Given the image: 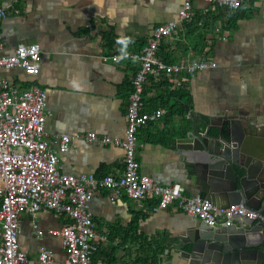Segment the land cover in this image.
Instances as JSON below:
<instances>
[{
    "label": "crops",
    "instance_id": "1",
    "mask_svg": "<svg viewBox=\"0 0 264 264\" xmlns=\"http://www.w3.org/2000/svg\"><path fill=\"white\" fill-rule=\"evenodd\" d=\"M183 1L0 0L9 11L0 22V56L14 53L21 44L36 42L42 49L37 72L3 69L0 76L18 88L36 85L47 91L50 114L46 128L53 147L64 134L75 137L70 150L60 155L62 173L97 178L123 175L124 148L90 142L84 135L95 131L101 138L125 137L129 96L140 63L105 62L103 56L121 52L123 45L117 43L121 38L131 40L126 52L139 51L136 46L143 47L158 25L178 18ZM192 1L191 19L163 39L158 56L167 63L205 59L217 66L192 74L149 75L143 111L163 108L161 95L171 91L188 90L191 99L188 104L171 102L183 103L184 114L171 117L163 108L162 118L139 129L137 160L140 171L157 184L180 183L187 195L207 198L213 188L230 183L228 176L220 177L209 160L191 154L185 147L190 144L181 139L193 130V115L200 116V130H208L212 136L220 132L217 125L225 133L235 117L255 116L264 121V0H255L253 14L243 13L245 7L234 24L226 8L207 0ZM107 34L115 40L113 46L107 43ZM90 207L98 232L107 236L93 254V264H109V256L115 258L114 264H134L136 255L150 248L149 240L162 241L161 235H166L167 249L156 264H187L174 244L187 239L203 223L177 203L162 209L154 198L140 204L125 191L119 196L107 188L95 193ZM69 219L51 210L34 216L22 212V250L37 263L38 253L45 247L58 264L65 263L68 250L64 239L51 235L50 230L60 229ZM187 240L183 249L191 251L193 244Z\"/></svg>",
    "mask_w": 264,
    "mask_h": 264
},
{
    "label": "built area",
    "instance_id": "2",
    "mask_svg": "<svg viewBox=\"0 0 264 264\" xmlns=\"http://www.w3.org/2000/svg\"><path fill=\"white\" fill-rule=\"evenodd\" d=\"M211 5L237 8L245 0H207ZM193 1L184 0L178 18L158 25L147 43L139 51L105 54V62L118 63L122 60H136L140 63L133 79L126 113L127 130L124 138H102L95 132L85 134L90 142L113 143L125 150V170L121 177L106 175L97 178L93 174L81 176L62 173L59 170L60 155L70 150L75 137L64 134L55 148L46 128L47 91L39 86L18 88L0 76V264H58L48 248L42 247L37 263L22 250L19 240L22 212L36 215L43 210L64 213L70 222L60 229L50 230L51 235L64 239L68 258L63 264H93V254L100 242L107 236L98 232L90 202L101 188H107L117 195H127L143 204L154 198L158 207L165 209L174 203L182 211L210 226L232 225L234 216L250 219L264 218L258 211L243 204L216 206L202 195H187L180 183L157 184L154 179L140 171L137 160L138 132L145 124L164 116L163 108L153 112L143 111L144 87L149 75L192 74L214 68L215 61H181L167 63L158 56L161 42L175 33L180 24L191 19ZM8 7L0 4V22L7 18ZM42 61L39 43L19 45L12 54L0 56V72L3 69L22 68L35 73ZM121 264H129L123 262Z\"/></svg>",
    "mask_w": 264,
    "mask_h": 264
},
{
    "label": "water",
    "instance_id": "3",
    "mask_svg": "<svg viewBox=\"0 0 264 264\" xmlns=\"http://www.w3.org/2000/svg\"><path fill=\"white\" fill-rule=\"evenodd\" d=\"M199 115H193V130L181 139L189 143L186 149L204 156L220 177L230 183L219 185L207 193L216 206L243 204L264 214V121L255 116L235 117L227 128L228 136L217 125L216 136L202 132ZM196 166V165H195ZM232 225L225 219L210 226L203 222L190 232L187 239L174 244L187 264H264V218L234 216ZM193 244L191 251L183 249L185 241Z\"/></svg>",
    "mask_w": 264,
    "mask_h": 264
},
{
    "label": "trees",
    "instance_id": "4",
    "mask_svg": "<svg viewBox=\"0 0 264 264\" xmlns=\"http://www.w3.org/2000/svg\"><path fill=\"white\" fill-rule=\"evenodd\" d=\"M245 7L247 10L243 11ZM223 8H226L227 10L231 12V22H233V24L237 21V19H239L242 16V14L240 15L239 12L243 11V13H249L248 15H250V14H253L257 9L255 6V0H245L237 8H232V7H223ZM105 39L107 40V43L110 46H113L115 44V40L113 39L112 36H110V34L105 35ZM141 48L142 46H136V50H140ZM161 98H162L161 99L162 102L160 105L163 108L167 109V113L171 117L175 116L176 114H181V113L184 114L185 108H184L183 103L188 104L190 103V99H191L189 91L181 90V89L178 91H171L167 95L163 94L161 95ZM172 101H176V102L181 101L183 103H180V104L176 103L173 105L171 104ZM225 135L228 136V133L226 130H225ZM0 205H1V200H0ZM161 236L159 237V239H161L162 241H157L156 239L149 240V241H152L151 243L149 242L150 248L145 249L143 253L136 255L135 259L133 260V263L134 264H156L158 263L161 260V257L164 251L167 249V245L165 243L166 235H161ZM143 238L144 240L146 239L145 237ZM153 240H156V241H153ZM114 262H115V258L113 256H109L108 263L114 264Z\"/></svg>",
    "mask_w": 264,
    "mask_h": 264
},
{
    "label": "clouds",
    "instance_id": "5",
    "mask_svg": "<svg viewBox=\"0 0 264 264\" xmlns=\"http://www.w3.org/2000/svg\"><path fill=\"white\" fill-rule=\"evenodd\" d=\"M117 43L120 44V45H123V47L120 49V51H121V53H122V56H123L124 58H126L127 53L125 52V49H126L127 45H128L129 43H131V40H130V39H127V38H121V39H118V40H117Z\"/></svg>",
    "mask_w": 264,
    "mask_h": 264
}]
</instances>
